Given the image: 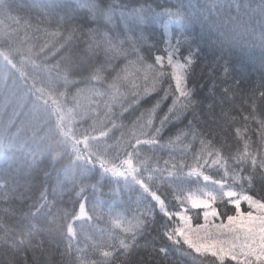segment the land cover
Listing matches in <instances>:
<instances>
[{"label": "snow or ice", "instance_id": "1", "mask_svg": "<svg viewBox=\"0 0 264 264\" xmlns=\"http://www.w3.org/2000/svg\"><path fill=\"white\" fill-rule=\"evenodd\" d=\"M233 6L236 19L252 12L260 26L258 61L197 31L216 7ZM87 7L118 18L112 32L131 57L122 85L131 99L122 107L136 132L108 183L102 174L77 193L85 203L89 188L100 193L95 202L114 221L100 259L85 264H168L173 250L193 264H264V197L242 191L264 174V0L254 9L215 5L207 17L157 0Z\"/></svg>", "mask_w": 264, "mask_h": 264}, {"label": "trees", "instance_id": "2", "mask_svg": "<svg viewBox=\"0 0 264 264\" xmlns=\"http://www.w3.org/2000/svg\"><path fill=\"white\" fill-rule=\"evenodd\" d=\"M157 2L207 17L215 5L254 9L260 0ZM87 5L0 0V153L11 155L0 167V264H85V257L98 261L96 250L111 241L114 221L107 204L95 202L100 193L89 188L86 203L77 193L102 174L107 184L134 140L135 116L122 107L131 99L122 87L131 57L112 32L118 18L90 15ZM252 14L236 19L234 6L216 7L197 31L209 43L255 53L258 61L261 30L249 21ZM242 191L264 197V174ZM168 264L193 261L173 250Z\"/></svg>", "mask_w": 264, "mask_h": 264}, {"label": "rangeland", "instance_id": "3", "mask_svg": "<svg viewBox=\"0 0 264 264\" xmlns=\"http://www.w3.org/2000/svg\"><path fill=\"white\" fill-rule=\"evenodd\" d=\"M10 159H11L10 154H1L0 153V167L6 166L9 163ZM85 215H86V213L84 211V207H81L80 216H85Z\"/></svg>", "mask_w": 264, "mask_h": 264}, {"label": "bare ground", "instance_id": "4", "mask_svg": "<svg viewBox=\"0 0 264 264\" xmlns=\"http://www.w3.org/2000/svg\"><path fill=\"white\" fill-rule=\"evenodd\" d=\"M50 1V0H49ZM57 3H60V0H55ZM83 3H86V4H89V3H92V0H82ZM59 6H62V5H59ZM104 18L102 16H100L97 21L100 22L102 21Z\"/></svg>", "mask_w": 264, "mask_h": 264}]
</instances>
